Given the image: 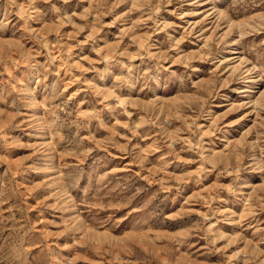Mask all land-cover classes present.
I'll use <instances>...</instances> for the list:
<instances>
[{
  "label": "rangeland",
  "instance_id": "1",
  "mask_svg": "<svg viewBox=\"0 0 264 264\" xmlns=\"http://www.w3.org/2000/svg\"><path fill=\"white\" fill-rule=\"evenodd\" d=\"M0 264H264V0H0Z\"/></svg>",
  "mask_w": 264,
  "mask_h": 264
}]
</instances>
